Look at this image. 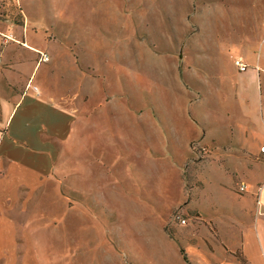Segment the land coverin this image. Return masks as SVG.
<instances>
[{
  "label": "rangeland",
  "instance_id": "obj_1",
  "mask_svg": "<svg viewBox=\"0 0 264 264\" xmlns=\"http://www.w3.org/2000/svg\"><path fill=\"white\" fill-rule=\"evenodd\" d=\"M214 2L230 4L69 0L53 6L54 16L62 12L59 25L69 32L73 61L87 80L79 84L72 73L67 84V70L62 88L51 91L79 93L87 129L83 124L84 133L72 130L62 142L54 163L60 191L30 215L44 228L41 264H178L194 227L200 234L214 230L219 244L239 232L223 222V207L238 205L223 188L239 178L238 167L245 171L239 158L221 151L232 141L222 84L228 64L208 45L207 27L197 30L193 18L200 5ZM239 181L231 191L238 196L246 193ZM79 188L85 202L78 193L63 195ZM208 211L222 220L213 224ZM111 233L119 234L120 245Z\"/></svg>",
  "mask_w": 264,
  "mask_h": 264
},
{
  "label": "crops",
  "instance_id": "obj_2",
  "mask_svg": "<svg viewBox=\"0 0 264 264\" xmlns=\"http://www.w3.org/2000/svg\"><path fill=\"white\" fill-rule=\"evenodd\" d=\"M68 1L0 0V264L42 263L38 238L45 236L44 228L30 215L60 191L62 178L54 174V163L62 142L71 137L72 130L82 134L87 129L79 93L64 95L63 89L52 93L64 85L68 71L67 84L72 83V73L78 75L79 84L87 80L73 61L66 39L69 32L59 25L62 12L59 16L52 12L53 6L63 8ZM229 2L203 3L193 18L197 30L207 27L208 45L224 55L228 64L223 67L222 84L229 92L224 106L231 114L232 141L221 151L239 158L245 171L238 167L239 178H230V187L223 188L233 204L238 203L237 208L223 207L227 211L223 222L239 232L219 244L214 230L203 235L194 227L190 241L181 243L185 255L179 256L178 264H264V160H256L264 142V0ZM184 18L182 14V23ZM40 53L49 59L39 60ZM235 59L246 64V69L240 71ZM217 61L223 64L221 56ZM204 134L212 132L206 129ZM233 146L239 147L234 149L237 155L232 154ZM235 179L248 183L251 193L249 188L243 195L232 193ZM76 193L85 202L80 188L63 195L73 199ZM211 213L206 216L213 224L222 220L223 215ZM110 236L122 243L119 234Z\"/></svg>",
  "mask_w": 264,
  "mask_h": 264
},
{
  "label": "built area",
  "instance_id": "obj_3",
  "mask_svg": "<svg viewBox=\"0 0 264 264\" xmlns=\"http://www.w3.org/2000/svg\"><path fill=\"white\" fill-rule=\"evenodd\" d=\"M47 56L44 53H40L39 60L41 61H47ZM234 63L237 65L238 69L240 71H243L246 69V64L242 63L240 60L235 59ZM32 90L36 93H38V88L36 86L32 87ZM258 152L259 155L264 159V142L259 145L258 147ZM240 191H247L248 190V185L245 183H241L239 186ZM176 218L179 220L180 223L184 224L186 222L185 218H180L179 216H176Z\"/></svg>",
  "mask_w": 264,
  "mask_h": 264
}]
</instances>
